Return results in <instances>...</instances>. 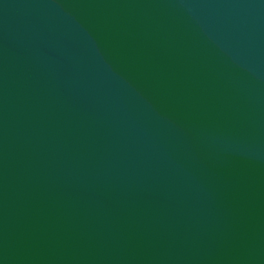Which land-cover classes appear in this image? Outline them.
Returning <instances> with one entry per match:
<instances>
[{
	"label": "water",
	"instance_id": "1",
	"mask_svg": "<svg viewBox=\"0 0 264 264\" xmlns=\"http://www.w3.org/2000/svg\"><path fill=\"white\" fill-rule=\"evenodd\" d=\"M0 264H264V0H0Z\"/></svg>",
	"mask_w": 264,
	"mask_h": 264
}]
</instances>
